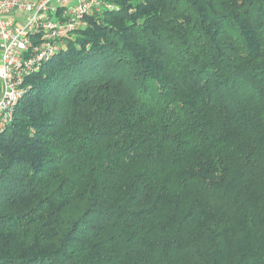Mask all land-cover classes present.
Returning a JSON list of instances; mask_svg holds the SVG:
<instances>
[{"label": "trees", "instance_id": "trees-1", "mask_svg": "<svg viewBox=\"0 0 264 264\" xmlns=\"http://www.w3.org/2000/svg\"><path fill=\"white\" fill-rule=\"evenodd\" d=\"M101 1L0 131V264H264V0Z\"/></svg>", "mask_w": 264, "mask_h": 264}, {"label": "built area", "instance_id": "built-area-1", "mask_svg": "<svg viewBox=\"0 0 264 264\" xmlns=\"http://www.w3.org/2000/svg\"><path fill=\"white\" fill-rule=\"evenodd\" d=\"M101 0H0V131L28 92L26 80L82 26ZM110 6V5H109Z\"/></svg>", "mask_w": 264, "mask_h": 264}, {"label": "crops", "instance_id": "crops-1", "mask_svg": "<svg viewBox=\"0 0 264 264\" xmlns=\"http://www.w3.org/2000/svg\"><path fill=\"white\" fill-rule=\"evenodd\" d=\"M2 54H3V52H2V47H1V44H0V65L2 63Z\"/></svg>", "mask_w": 264, "mask_h": 264}]
</instances>
